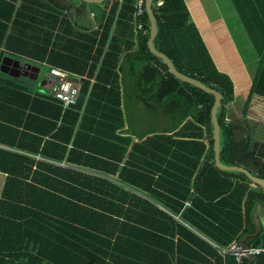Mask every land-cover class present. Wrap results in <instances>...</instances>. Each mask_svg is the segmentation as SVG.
I'll use <instances>...</instances> for the list:
<instances>
[{
    "label": "trees",
    "instance_id": "obj_1",
    "mask_svg": "<svg viewBox=\"0 0 264 264\" xmlns=\"http://www.w3.org/2000/svg\"><path fill=\"white\" fill-rule=\"evenodd\" d=\"M232 1L260 59L253 79L225 22L211 21L201 0H155V45L182 73L222 93L221 161L264 178V157L257 167L248 162L253 136L242 138L227 120L228 104L241 94L245 118L264 124V0ZM79 2L87 4L0 0V97L7 91L12 107L21 100L17 119L0 116V172L7 174L0 264H232L218 246H264L263 227L250 236L260 225L254 211L264 206V190L215 163V95L176 77L151 51L147 8L138 33L135 0H106L97 28L80 22ZM7 56L79 76L78 102L64 109L31 79L6 74ZM122 84L137 95L144 85L153 88L148 97L161 99L170 135L130 151L131 137L118 134L129 100ZM27 140L36 144L28 151L67 156L72 166L37 162L20 152ZM254 264H264V254Z\"/></svg>",
    "mask_w": 264,
    "mask_h": 264
},
{
    "label": "crops",
    "instance_id": "obj_2",
    "mask_svg": "<svg viewBox=\"0 0 264 264\" xmlns=\"http://www.w3.org/2000/svg\"><path fill=\"white\" fill-rule=\"evenodd\" d=\"M57 1L64 2L68 6L71 5L73 2V0H57ZM204 1L205 0H201V2L203 3V5L206 9L207 15H209V17H210L209 19L211 21H215L216 19L221 20L222 19L221 17H219V18L218 17H211V14H210V10H219L220 11V9H218L219 7L216 3V0H209L214 4H213V8L210 7L208 10H207V8H208L207 3H204ZM86 3L87 4H82V2H79V4L76 5L79 7H84L83 8L84 14H81V16H79L80 22L82 24H84L85 26L92 24V25H94L95 28H97L101 25L103 17L105 15V12L108 11L109 6L107 3H105V4L101 3L100 6L96 8L95 6H93V3H88V2H86ZM162 4H163V1L158 2V5H162ZM226 26H227V24H226ZM136 32L139 33L141 31H139L136 28ZM4 66L6 68H4ZM41 66L42 65H39V64L33 63V62H29L28 60L23 59V58H19L16 56H7L4 59L2 69H3V71H5L6 74H10L16 78L20 77V75H19L20 73H29L30 76L33 77L32 78L30 76H26L28 79L32 80V82L29 83L30 85H34V84L37 85L38 91L41 93L53 94L55 82L50 78L49 71H48V73L41 75V79L38 81H36L34 78V76L36 75V68H40L42 70ZM33 68L35 71L32 70ZM42 74H43V70H42ZM23 76H25V75H23ZM76 78L79 79L81 82V78L79 76H77ZM127 89L128 90H125V88L123 87V84H122V95H123V97H125V93L129 94V100H128V104L124 103V105H123L126 124L122 129L118 130V134L122 135V136L131 137L132 142H131V145L129 147L130 151H132V147L136 142L145 143V141H148L149 138H151L152 136H158V135H164V134L170 135V133L167 131V128L170 125L169 124V118L167 117L168 115L166 113V110L163 108V106L161 104V99H158L155 97H148V95L151 94V89H153V88H150V86H147V85L140 87V90H141L140 95H137V93L133 90V86H131V85H129L127 87ZM34 93H36V92H34ZM1 95H2V97H0V99L4 100V102L2 101L3 103L0 106V116L5 117V118L17 119L16 118L17 111H15V110H19L21 107L20 106V103H21L20 98H19V100L15 99V101L12 102V103H16L12 107L11 104H8L11 102L7 101L6 97H5V96H8L7 91H2ZM124 102H125V100H124ZM227 120L229 121L228 115H227ZM154 129H157L158 131L153 132ZM127 130H129L128 131L129 133L128 132L126 133ZM6 137L8 139H12V137H10L9 135ZM46 139H49V137H47ZM204 140L206 142H208L206 139H204ZM164 143H165V141H161V144H164ZM25 144L27 145V148H25V150H21L20 152L27 154V155H30L37 162H50V163H53V164H56L58 166H62L65 168L72 166L68 162L67 156L63 160L62 159L56 160L54 158L46 157L41 153H34L31 151H28L31 146L36 145L34 142H30L29 140H27L25 142ZM69 147L71 148L72 145L70 144ZM51 151L54 152V149L51 148ZM138 155L140 156L139 160H141V161H143L146 158H150V156H151L150 153L148 155H146V154L145 155L138 154ZM157 163L158 164L161 163L162 167H166V165H167V162H165V164H162L161 161H158ZM161 172H162V170H161ZM6 178H7V174L0 172V197H1V193L3 190L4 184H5ZM190 206H191V203L188 202L186 204V207H190ZM254 217L259 218L260 225L257 226L256 232L252 233L250 236L256 237L257 235L260 234L261 227L264 228V206L263 205H259L256 207V209L254 211ZM177 220H179L180 222H183V220L180 219L179 217H177ZM183 223L186 226H189L187 223H185V222H183ZM258 228H260V230H258ZM195 232H197V231L195 230ZM198 234H200V233H198ZM203 237H205V236H203ZM210 242L213 245L215 244L213 241H210ZM210 259H211L212 264H216V260L214 258H210ZM255 260H256V258L248 259V260H246L245 264H248L249 262H250V264H254ZM233 261H234V259H233Z\"/></svg>",
    "mask_w": 264,
    "mask_h": 264
},
{
    "label": "rangeland",
    "instance_id": "obj_3",
    "mask_svg": "<svg viewBox=\"0 0 264 264\" xmlns=\"http://www.w3.org/2000/svg\"><path fill=\"white\" fill-rule=\"evenodd\" d=\"M78 1V0H77ZM207 3V10L213 4L209 0H205ZM219 10H210L211 17H221L228 26L231 37L237 47V50L245 63L247 71L253 79L258 73L260 66V59L254 48V45L248 35V32L240 18L238 11L236 10L232 0H216ZM96 8L100 6L98 3H93ZM209 17V15H208ZM210 18V17H209ZM217 20V19H216ZM43 74L48 73L49 69L46 66H41ZM245 98L243 95L237 97L236 101L228 104L229 122L234 121L237 124V130L242 138H245L248 134H251L254 138L252 150L249 153V165L257 167L259 159L264 157V124L252 119H247L243 115ZM168 117V116H167ZM169 118V117H168Z\"/></svg>",
    "mask_w": 264,
    "mask_h": 264
},
{
    "label": "water",
    "instance_id": "obj_4",
    "mask_svg": "<svg viewBox=\"0 0 264 264\" xmlns=\"http://www.w3.org/2000/svg\"><path fill=\"white\" fill-rule=\"evenodd\" d=\"M84 2H88V3H104L106 0H81ZM155 0H146V8L147 11L149 13V17H150V21H151V35H150V39H149V47L151 49V51L158 57L164 59L171 72L178 77L179 79L191 83L203 90H205L208 93L214 94L215 95V104L212 108V122L214 124V142H215V163L216 166L221 169V170H225V171H234V172H239L242 174H245L250 182L261 188L262 190H264V178L255 175L252 171H250L248 168L244 167V166H232V165H226L221 161V125H220V121H219V117H218V111L220 109V107L222 106V102H223V95L220 91H218L217 89H214L210 86H208L207 84L203 83L202 81L195 79L191 76H188L184 73H182L174 64V62L172 61V59L165 54L164 52L160 51L156 45H155V39L157 38L158 35V20L155 14V4H154ZM33 71L34 68L32 69ZM30 72V71H29ZM21 75H25V76H30L29 73H20ZM41 75H42V70L40 68H36V75L34 76L35 80L38 81L41 79ZM32 77V76H30ZM33 78V77H32ZM258 230H260V228H258Z\"/></svg>",
    "mask_w": 264,
    "mask_h": 264
},
{
    "label": "built area",
    "instance_id": "obj_5",
    "mask_svg": "<svg viewBox=\"0 0 264 264\" xmlns=\"http://www.w3.org/2000/svg\"><path fill=\"white\" fill-rule=\"evenodd\" d=\"M161 4V3H160ZM135 26L139 31L144 30L142 17L146 12V0H135ZM50 78L55 82L53 94L59 99L64 109L71 107L78 102L82 90V84L77 76L72 75L69 71L52 67L49 70ZM223 255L232 257L233 264H245L246 260L257 258L264 254L263 246H250L240 242H234L227 246H218Z\"/></svg>",
    "mask_w": 264,
    "mask_h": 264
}]
</instances>
